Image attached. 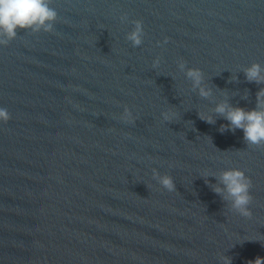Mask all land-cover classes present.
Segmentation results:
<instances>
[{"label": "water", "instance_id": "water-1", "mask_svg": "<svg viewBox=\"0 0 264 264\" xmlns=\"http://www.w3.org/2000/svg\"><path fill=\"white\" fill-rule=\"evenodd\" d=\"M50 2L48 28L0 44V264L264 257V144L215 111L257 107L264 81L244 70L264 69V0ZM228 168L250 180V216L232 208Z\"/></svg>", "mask_w": 264, "mask_h": 264}, {"label": "clouds", "instance_id": "clouds-1", "mask_svg": "<svg viewBox=\"0 0 264 264\" xmlns=\"http://www.w3.org/2000/svg\"><path fill=\"white\" fill-rule=\"evenodd\" d=\"M56 15V8L50 0H0V44L7 43L16 35L17 28H32L34 31L42 26L48 28L52 18ZM141 25L136 23L135 29L129 33V39L134 43H140ZM247 79L257 82L264 81V69L259 63L253 62L245 70ZM187 75L192 78L194 84L201 81V73L198 69H189ZM202 96H208L209 90L200 88ZM215 111L224 115L229 121L230 128L243 129L244 139L248 144H264V89L257 92V107L245 110L242 107H232L226 102L216 105ZM129 112L125 110V118H129ZM175 117L170 109L164 113L165 119ZM201 118L209 122L211 116L201 113ZM9 112L0 107V120L7 121ZM228 196L231 198L232 208L242 216H250L248 208L251 199L249 193L250 180L240 168L225 169L220 176ZM160 184L169 190L174 187L170 176L160 177ZM214 191L220 192L221 188L216 186ZM225 264H230V258H224ZM249 264H264V257L257 256Z\"/></svg>", "mask_w": 264, "mask_h": 264}]
</instances>
